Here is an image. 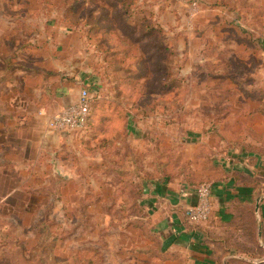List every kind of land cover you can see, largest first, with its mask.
Returning <instances> with one entry per match:
<instances>
[{"label":"rangeland","instance_id":"rangeland-1","mask_svg":"<svg viewBox=\"0 0 264 264\" xmlns=\"http://www.w3.org/2000/svg\"><path fill=\"white\" fill-rule=\"evenodd\" d=\"M18 24L23 41L29 25L49 24L62 61L97 75L90 94L107 100H93L88 127L65 131L43 160L5 151L14 163L0 172V264H163L150 183L186 179L196 197L229 163L264 184V0H0V53ZM153 40L164 44L159 71ZM20 137L22 148L32 141ZM211 198L204 220L181 224L180 240L200 245L197 264H221L225 237L262 260L255 199L219 213Z\"/></svg>","mask_w":264,"mask_h":264},{"label":"crops","instance_id":"crops-1","mask_svg":"<svg viewBox=\"0 0 264 264\" xmlns=\"http://www.w3.org/2000/svg\"><path fill=\"white\" fill-rule=\"evenodd\" d=\"M28 27L32 34L26 41H23V35H20L26 26L18 24L12 28L9 37L6 38L10 44V50L5 54L0 53V172L7 170L9 164L14 163L3 159L6 150L13 152V157L18 158L19 156L25 160L36 152V156L43 160L44 154L54 149L61 141L63 143V133L66 132L49 129L48 121L53 114L76 102L81 89L86 88L89 94L92 93L98 81L97 75L91 72L77 74L72 71V67L66 66V62L62 61L64 57L57 52L56 38L52 35V30L50 34L49 24H47V32L44 28L41 31L39 25ZM4 39L0 36V44L4 43ZM98 85L103 91L105 84H100L99 81ZM117 88L116 84V90ZM96 89L99 88L96 87ZM102 96L103 94L94 95V100L90 94L91 113L93 100H97L96 102L100 105L107 100ZM108 100L112 102L109 98ZM92 119L93 116L89 118L88 125ZM20 136L25 139L31 138L32 141L27 142L25 148H22L20 141L23 138ZM31 150L35 152L32 153ZM228 166L232 164L228 163L226 169L225 167L221 169L214 167L221 177L214 178L213 191L211 189L212 209L219 213L223 206L224 208L231 206V210H241L250 202V199H255V209L248 214L253 224L254 240L252 242L257 243L256 245L264 251V244H262L264 233H258L263 232L264 213L262 215L257 212L258 204L264 202V184L260 181L262 188L260 194L258 193V180H256L258 177L254 173L239 169L237 165ZM186 183H188L186 179L184 182L179 180V183H167L163 179L154 187H151L152 183L149 184L150 194L148 196L156 200L154 202L149 200V204L153 205V214H150L153 216L150 221L155 223L159 219L154 228L155 232H152L158 241L157 247L152 250L154 251L153 258L159 263L197 264L201 256L202 250L198 243L180 240V237L184 236L180 234V229L183 221L187 220L186 210L196 203L195 192H191ZM154 194L157 195L154 196ZM259 217L261 220L258 219ZM212 239L218 243L223 242V238L214 237ZM225 245L227 246L222 249L224 253L221 257V264L228 256H239L243 259L229 257L225 264H229L232 260L264 264V258L251 260L238 253L235 254L236 251H233L234 248L228 244L226 237Z\"/></svg>","mask_w":264,"mask_h":264},{"label":"built area","instance_id":"built-area-1","mask_svg":"<svg viewBox=\"0 0 264 264\" xmlns=\"http://www.w3.org/2000/svg\"><path fill=\"white\" fill-rule=\"evenodd\" d=\"M91 115V97L86 88L81 89L76 102L53 114L48 121V128L56 131L80 132L87 128ZM211 186L198 188L196 203L186 210V217L191 223L204 220L210 213Z\"/></svg>","mask_w":264,"mask_h":264},{"label":"trees","instance_id":"trees-1","mask_svg":"<svg viewBox=\"0 0 264 264\" xmlns=\"http://www.w3.org/2000/svg\"><path fill=\"white\" fill-rule=\"evenodd\" d=\"M164 46V44H162L161 42H158V41H156V40H153L152 42H151V47L153 48V50L155 51L154 52V54H152V56H153V59H155L156 57V59H155V61H154V65H155V70H161V63H160V58H161V53H162V51H163V47ZM120 83H117V85H118V88H120V85H119ZM88 90V89H87ZM94 105H95V103L94 104H92V107H94ZM93 114L91 113V115H90V118H91V116H92ZM90 122V121H89ZM262 191V188L260 187V186H258V193H260Z\"/></svg>","mask_w":264,"mask_h":264},{"label":"water","instance_id":"water-1","mask_svg":"<svg viewBox=\"0 0 264 264\" xmlns=\"http://www.w3.org/2000/svg\"><path fill=\"white\" fill-rule=\"evenodd\" d=\"M261 197H262V196H261ZM261 197H260V198H261ZM260 198H258V200H259ZM256 207H257V206H256ZM229 257L238 258V259H243V258H241V257H239V256H228L227 258L224 259L223 264H225V261H226Z\"/></svg>","mask_w":264,"mask_h":264}]
</instances>
